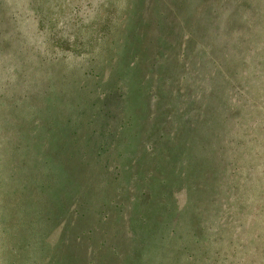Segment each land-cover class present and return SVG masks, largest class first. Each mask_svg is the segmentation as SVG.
I'll use <instances>...</instances> for the list:
<instances>
[{
  "label": "rangeland",
  "instance_id": "374dc122",
  "mask_svg": "<svg viewBox=\"0 0 264 264\" xmlns=\"http://www.w3.org/2000/svg\"><path fill=\"white\" fill-rule=\"evenodd\" d=\"M0 264H264V0H0Z\"/></svg>",
  "mask_w": 264,
  "mask_h": 264
}]
</instances>
